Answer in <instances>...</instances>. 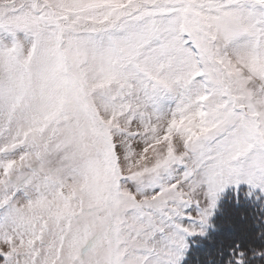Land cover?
<instances>
[{"label":"snow or ice","instance_id":"6c2138e0","mask_svg":"<svg viewBox=\"0 0 264 264\" xmlns=\"http://www.w3.org/2000/svg\"><path fill=\"white\" fill-rule=\"evenodd\" d=\"M0 264H264V0H0Z\"/></svg>","mask_w":264,"mask_h":264}]
</instances>
